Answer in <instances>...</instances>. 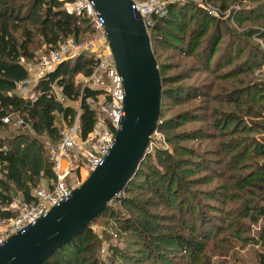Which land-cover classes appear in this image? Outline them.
I'll list each match as a JSON object with an SVG mask.
<instances>
[{
	"label": "rangeland",
	"instance_id": "obj_1",
	"mask_svg": "<svg viewBox=\"0 0 264 264\" xmlns=\"http://www.w3.org/2000/svg\"><path fill=\"white\" fill-rule=\"evenodd\" d=\"M138 1L160 7L159 13L152 14V23L153 16H167L170 5L178 4L183 8L188 5L187 8H190L181 9L188 15L185 24L170 21L162 24L161 31L167 36L166 43L154 41L152 45L162 65L165 86L169 92L168 96H164L161 123L163 129L157 128L153 134L148 152L143 158L146 166L143 168L149 172L150 167L155 166L160 171L167 172L168 168L165 163H161L160 158H164L166 152L175 154V148L182 147L185 154L178 153L176 158L188 160V168H202L195 178L207 176L210 177L208 181H214L193 186V193L187 195L184 192L178 193L175 182L174 193L165 192L163 197L150 192L152 184L142 191L134 187L129 194L125 189L119 196L134 197L141 206L146 198H154L155 203L149 205L152 201L149 199L144 207L149 211L152 220L163 227V233L171 236L173 233L185 236L193 234L197 240L204 243L206 249L198 261L188 260L181 247L171 248L162 244L164 251L170 253V258L176 264H260L258 255L264 252V241L261 239L264 218L253 224L248 219L235 221L233 177L248 172L241 167L248 159L240 164V156L236 155L235 149L244 150L247 147V155L255 156L253 153L257 149L253 144L264 134V112L262 117L245 114V109L252 106V103L247 102L248 97L254 98L258 95L255 98L256 103L264 105V0L233 1L226 10L220 7V1L216 4L213 0ZM197 8L202 9L207 16L201 13V17H197ZM191 15H194L195 19L190 20ZM209 17H212V20H209ZM204 18L210 23L209 32L203 37L200 48L194 54L187 53L186 49L190 45L189 35H186L183 43L180 39L183 31L177 26L187 25L188 30H191L198 27ZM216 29L221 30L220 42L216 45V53L209 65L204 66L201 52L212 44ZM68 40H63L61 45L66 44ZM90 41L95 43L91 53L101 48L103 40H100V32L97 29L78 42ZM35 50L37 58L34 61H22L29 71V79L17 90L28 98H36L35 85L39 80L37 71L30 69L29 63H37L46 54L47 47L38 43ZM77 56L79 54L75 53L67 60ZM228 59V63L216 69L218 60ZM83 75L79 73L75 76L76 83L81 87H84L85 82ZM58 99L64 106L72 108L73 117L65 119L61 114L58 115L57 125L61 130L76 119L77 114L81 112V105L80 101L62 99L60 95ZM17 119L18 117H15L13 121ZM10 126L35 136L28 127L19 129L13 122ZM249 127L257 130L251 132ZM38 139L48 152L49 158V145L54 141L46 134L38 136ZM199 164L203 167H198ZM151 176L150 181L161 180L159 184L156 182L155 186L162 187L166 182V179L159 175ZM139 180L145 183L143 177ZM47 184L48 180L42 178L36 188L47 187ZM182 198L185 203L183 211L180 210L181 204L179 205V199ZM254 200L257 202L258 198ZM137 208L139 207L123 204L121 198L116 199L94 223L92 230L98 241L96 257L101 264H163L156 254L157 248L148 237L142 238L133 232L120 233L119 227L126 220L130 219L132 224L133 219L144 216ZM141 259L143 261L138 263Z\"/></svg>",
	"mask_w": 264,
	"mask_h": 264
},
{
	"label": "trees",
	"instance_id": "obj_2",
	"mask_svg": "<svg viewBox=\"0 0 264 264\" xmlns=\"http://www.w3.org/2000/svg\"><path fill=\"white\" fill-rule=\"evenodd\" d=\"M213 1L216 4L220 1V7L226 10L233 1L241 2L242 0ZM64 4V0H0V220L14 215V212L3 209L11 203L14 197L22 194L26 200L30 201L33 189L38 187L42 178H46L48 181L54 178L48 152L43 148L38 136L46 134L52 141H58L60 130L57 125V117L61 114L65 119L71 118L72 108L64 106L57 99L52 86L56 84L66 99L80 101V121L84 136L92 130L95 122L96 113L87 103V99L96 98L99 91L89 88L83 89L75 81L77 74L89 75L93 71L97 62L94 55L82 53L73 59L60 63L54 71L38 80L35 85L36 98H28L17 92L19 85L29 79V71L22 61L24 59L34 61L37 58L35 49L38 43L45 45L47 47L46 52H49L58 48L65 39L74 38L76 41H81L85 36H90L95 32L90 18L69 13ZM187 7L189 6L183 8L178 4H173L170 5L167 16H153V23L149 27L151 41L153 40L152 45L154 41L167 42V36L161 31L162 24L165 21L186 23L185 20L188 15L181 9H190ZM201 13L207 16L202 9H198L197 17H201ZM209 18V20H212V17ZM193 19L195 17L191 15L190 20ZM209 24L204 18L198 27L191 30H188L187 25V27L177 26L178 29L183 31V38H180L183 43L186 35H189L188 44L190 45L186 49L187 53L194 54L200 48L203 37L209 32ZM212 37L214 38L210 47L204 48L201 52L204 66L209 65L211 58L216 53L215 49L220 42L221 30L216 29V34ZM153 51L163 84L161 114L157 128L163 129L161 123L164 113V96H168L169 90L165 86L166 79L154 47ZM229 61V59L226 61L218 60L216 69L222 68L224 63ZM256 96L247 98V102L252 103V106L250 105L245 109V114L262 117L264 111L260 110L264 109V105L263 103H256ZM15 117H18V119L13 121ZM5 118H9L10 121L5 122ZM19 121H22V123L20 124ZM11 122L17 124L19 129L28 127L35 136L14 129L13 126H10ZM249 128H251V132L256 129L254 127ZM263 132L264 130H262ZM253 145L257 149L253 153L255 156L247 155V147L244 150L235 149L237 151L236 155L240 156V164L248 159L244 164H241V167L247 169L248 172L233 177V216L235 221L248 219L252 224L264 218V134ZM175 149V154L166 152L165 157L160 158L161 163L166 164L167 172L160 171L155 166H151L149 172H146L143 168L145 166L143 159L136 174L128 183L126 192L131 193L134 187H138L141 191L146 190L144 188L152 184L153 188L150 192L157 194L159 197H163L165 192L174 193L176 187L179 189L178 193L184 192L187 195L193 193L191 191L193 186L214 181H208L210 177L207 176L195 178L202 168H188L189 164L186 163L188 160L176 158L178 153L185 154L184 149L182 147H176ZM247 164L248 166L245 167ZM200 165L197 166L203 167ZM151 174L166 179L162 187L160 185L155 186L157 180L152 179L150 181ZM141 177L145 181L144 184L139 180ZM160 182L159 179L157 183ZM175 182L176 187L173 186ZM120 198L123 204L137 206L139 207L137 209H140L144 214V216L133 219L132 224H130V219L126 220L119 227L120 233L133 232L142 238H145L144 236L148 237L153 246L157 248L156 254H158L163 264L176 263L170 258V253L164 251L162 244L171 246V248L181 247L182 251L186 253L185 257L190 261L200 259L206 246L202 241L197 240L196 236L193 234L185 236L177 233H173L171 236V234L163 233V227L152 220L144 205L149 202V199H152L149 205L155 203L154 198H146L142 206L137 202L138 199L134 197L125 198L121 195L116 199ZM255 198H258L257 202L254 200ZM183 201L184 198L179 199L181 211L185 207ZM107 207L95 217L94 223H96L99 216L101 217L109 209V205ZM261 239L264 241V229L261 232ZM97 246V237L92 227H87L78 236L54 252L42 264H101L96 257ZM258 257L260 264H264V252H261ZM142 259L138 263L142 262Z\"/></svg>",
	"mask_w": 264,
	"mask_h": 264
},
{
	"label": "water",
	"instance_id": "obj_3",
	"mask_svg": "<svg viewBox=\"0 0 264 264\" xmlns=\"http://www.w3.org/2000/svg\"><path fill=\"white\" fill-rule=\"evenodd\" d=\"M104 20L107 42L125 89V116L105 161L71 196L0 245V264H42L92 227L119 197L148 152L161 114L162 78L151 36L133 0H90Z\"/></svg>",
	"mask_w": 264,
	"mask_h": 264
},
{
	"label": "built area",
	"instance_id": "obj_4",
	"mask_svg": "<svg viewBox=\"0 0 264 264\" xmlns=\"http://www.w3.org/2000/svg\"><path fill=\"white\" fill-rule=\"evenodd\" d=\"M64 1V7L69 13L75 16L84 15L91 19L94 28L100 32V40H103L101 48H95L96 52L91 53V49L95 47L94 41L81 43L74 38H69L66 44H60V47L46 52L37 63H29V67L36 70L37 78L41 79L75 53L94 55L97 61L96 66L89 75H83L85 78L83 89L99 91L96 98L87 99V103L96 113L95 122L92 130L84 136L80 112L73 122L60 130L58 141L49 145V159L52 163L54 178L48 181L47 187L33 189L30 201L23 195H19L14 197L8 206L3 207L5 210L14 212V215L2 219L3 222L0 221V245L11 235L24 232L29 225L46 215L53 206L67 200L84 178L105 161L126 114L123 78L113 60L103 18L99 16L94 3L90 0ZM133 1V8L141 13L149 32V27L152 25L151 16L154 12L159 13L160 7L156 4ZM25 83L23 82L19 87ZM52 87L57 99L58 95L65 99L61 89L56 88V84ZM4 121L10 120L5 118ZM19 123L21 124L22 121Z\"/></svg>",
	"mask_w": 264,
	"mask_h": 264
},
{
	"label": "crops",
	"instance_id": "obj_5",
	"mask_svg": "<svg viewBox=\"0 0 264 264\" xmlns=\"http://www.w3.org/2000/svg\"><path fill=\"white\" fill-rule=\"evenodd\" d=\"M36 71V70H35ZM35 75V74H34Z\"/></svg>",
	"mask_w": 264,
	"mask_h": 264
}]
</instances>
